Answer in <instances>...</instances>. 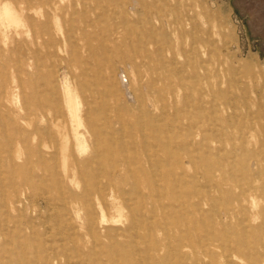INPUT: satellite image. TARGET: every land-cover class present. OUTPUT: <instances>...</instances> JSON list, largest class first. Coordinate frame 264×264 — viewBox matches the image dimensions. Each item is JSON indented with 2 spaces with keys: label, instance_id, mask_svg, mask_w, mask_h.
<instances>
[{
  "label": "rangeland",
  "instance_id": "obj_1",
  "mask_svg": "<svg viewBox=\"0 0 264 264\" xmlns=\"http://www.w3.org/2000/svg\"><path fill=\"white\" fill-rule=\"evenodd\" d=\"M96 1L93 26L59 14L57 35L51 17L34 59L26 14L0 19V264H264V0H138L139 14L132 0ZM145 9L187 25L153 36ZM89 45L103 65L93 77ZM123 70L155 103L146 115L117 91ZM64 87L81 114L93 108L99 134L85 116L79 129L87 151ZM174 147L201 163L177 161ZM111 166L114 200L88 197Z\"/></svg>",
  "mask_w": 264,
  "mask_h": 264
},
{
  "label": "bare ground",
  "instance_id": "obj_2",
  "mask_svg": "<svg viewBox=\"0 0 264 264\" xmlns=\"http://www.w3.org/2000/svg\"><path fill=\"white\" fill-rule=\"evenodd\" d=\"M96 2H97L96 0H72L64 7H60L55 3V0H25L22 3L23 5L11 6V5L5 4L2 8H0V19L1 21L4 20L5 22L10 23L11 25L12 24L21 25L20 24L21 18L24 14H26L24 22L27 28V34L31 38V43L29 44V48H30L29 51L31 54L27 56L25 55V58L34 59L35 57L38 56L37 51L34 50V47L48 46L47 37L51 36V28H50L51 17L53 18L54 29L57 35H60V34L64 35V30H65V28H63L60 25L59 14H62L65 17V19H69L73 17L74 15H80L83 18L84 23L87 24V27L93 26L94 24L90 18H92L93 16H96V11L99 9L98 5L97 7H95ZM143 7H144L143 2H139L138 0H132L129 10L131 13L134 12V13L139 14L142 11L141 8ZM86 12L89 13L90 18H87ZM150 12L152 13L150 15L151 16L153 15L152 16L153 18L146 19V17L149 16ZM150 12L146 11V9L143 11V20L146 26L148 27L149 32L153 36L159 30V28L157 29L156 26L160 27L161 25H166L170 29L177 27L178 29L184 30L185 25H187L186 21L169 22L167 18L165 17L166 11L164 9L155 11L154 13L153 11H150ZM84 49H86L85 51L89 55L88 58L84 62L86 66L84 70V75H86L87 77H93L96 75L95 73L96 70L101 69L103 65L99 64L96 55L93 53L91 45H89L88 47H85ZM130 76L131 75L129 74V71L126 72L124 70L121 72L120 75L117 76V91L125 97L126 101H130V103L132 104L137 103L138 106L141 108L143 115H146L147 106L155 105V103L149 99V96H146V95L137 96L136 95V92L134 91L135 89L133 90L132 88V82H131L132 79L130 80ZM143 91L146 92V90H143ZM64 95L66 98L68 112H69V115L71 117L73 127H74V137L79 145L78 148L81 152L87 151V146L85 142L81 140L79 129L82 126L81 125L82 118L85 116V119L88 123L87 124L88 130L91 131L92 134L95 136L99 134L95 129H93V125H92L93 124L92 123L93 122V118H92L93 108L88 106L84 114H81V102L78 98V95L72 92L69 87H64ZM25 109L27 111V108H23V110ZM28 111H29L27 112L28 118H33L36 121L47 122V123L51 121L50 122L51 124H56V119H53V122L52 120H49L47 112L43 110H40V111L28 110ZM174 149L177 151V153H180L179 154L180 156L174 157L176 158L177 161H180V158H184L191 165H198V163H201V160L197 159L196 156L192 152L184 151L182 148H178V147H174ZM89 161L92 163H96V165L100 167L99 165L101 163L99 160L94 158V159H89ZM126 163L127 161L125 160H119V166L121 167L125 166ZM252 166L254 167L255 172H256L257 171L256 160L252 162ZM111 167L112 168H110V170H100L98 174L95 173L93 175V179L95 180L94 185L97 183H101V185H103L101 180H104V179L106 180L107 184L104 186L102 190H98L96 192H93L92 187H87L86 193L88 197L94 196L99 202L100 201L105 202L107 198H112L114 200V197L108 194V192L111 193L115 188L116 179L118 177L117 170L119 167L115 169H113L114 166H111ZM257 190L259 191L258 188Z\"/></svg>",
  "mask_w": 264,
  "mask_h": 264
}]
</instances>
